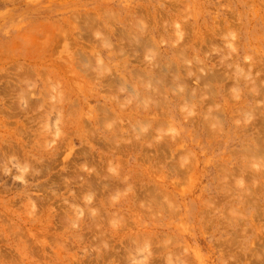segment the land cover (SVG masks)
I'll use <instances>...</instances> for the list:
<instances>
[{"label": "rangeland", "instance_id": "obj_1", "mask_svg": "<svg viewBox=\"0 0 264 264\" xmlns=\"http://www.w3.org/2000/svg\"><path fill=\"white\" fill-rule=\"evenodd\" d=\"M0 264H264V0H0Z\"/></svg>", "mask_w": 264, "mask_h": 264}, {"label": "bare ground", "instance_id": "obj_2", "mask_svg": "<svg viewBox=\"0 0 264 264\" xmlns=\"http://www.w3.org/2000/svg\"><path fill=\"white\" fill-rule=\"evenodd\" d=\"M205 78V77H204ZM211 79V78H210ZM214 79V78H213Z\"/></svg>", "mask_w": 264, "mask_h": 264}]
</instances>
